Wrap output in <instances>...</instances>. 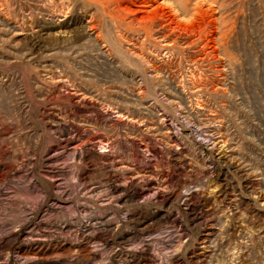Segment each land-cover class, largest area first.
Listing matches in <instances>:
<instances>
[{
    "label": "rangeland",
    "instance_id": "374dc122",
    "mask_svg": "<svg viewBox=\"0 0 264 264\" xmlns=\"http://www.w3.org/2000/svg\"><path fill=\"white\" fill-rule=\"evenodd\" d=\"M87 1L0 0V264H264V0Z\"/></svg>",
    "mask_w": 264,
    "mask_h": 264
},
{
    "label": "bare ground",
    "instance_id": "6f19581e",
    "mask_svg": "<svg viewBox=\"0 0 264 264\" xmlns=\"http://www.w3.org/2000/svg\"><path fill=\"white\" fill-rule=\"evenodd\" d=\"M87 1V0H86ZM91 1V0H89ZM141 2V0H130V5L136 7V5H138V2ZM197 1V2H196ZM208 0H145L144 4L141 6V9L137 10L139 14H143L145 15L144 18L142 20H138V16L139 14L136 15V9L135 12L128 10L129 8H125L124 9V5L123 3H126L129 5L128 0H93L94 4L102 7V9L104 8V10L108 11V8H111L110 14L112 15L111 18H113L117 23L116 26L117 27H122L125 25L128 27H132L133 28V33L138 32H144V34H146L148 36V34H153L154 36H158L159 38H163L166 39L169 43L170 40H174L175 43H178L182 40L184 34L180 35L178 32L176 33V30L172 28L173 24H176V26L178 25L179 27L183 26V22L184 24H186V26L188 24H191L192 21H194L193 19L195 18L196 15H198V13L203 9L204 5H206V2ZM211 1V0H210ZM213 1V3H211ZM210 3L212 4V6L214 8L216 7H220V9L224 10V5L223 2H221L220 0H212ZM226 1V0H225ZM85 2V1H84ZM87 3H89L87 1ZM225 3V2H224ZM86 4V3H84ZM93 6V5H92ZM132 6H129L132 8ZM140 6V5H138ZM227 6V5H226ZM95 7V6H93ZM201 7V8H200ZM98 8V7H97ZM212 9V8H211ZM99 10V8H98ZM103 10V16H104V11ZM216 11V10H215ZM214 11V12H215ZM219 12V11H218ZM106 13V12H105ZM225 13V12H224ZM110 15V16H111ZM136 15V16H135ZM158 16V17H157ZM102 17V16H101ZM106 17V15H105ZM132 17V18H131ZM97 18V16L95 17ZM218 20V19H217ZM216 21V20H215ZM99 22V21H98ZM92 24H95V19L93 18V20L91 21ZM163 23H166V25H162ZM224 23V22H223ZM97 24V23H96ZM119 25V26H118ZM217 25V24H216ZM226 25V24H225ZM90 26V25H89ZM177 26V27H178ZM92 28V26H90ZM89 27V28H90ZM94 27V26H93ZM123 27V28H124ZM160 27V30H157V28ZM178 27V28H179ZM224 27V26H223ZM226 27V26H225ZM83 28V27H82ZM97 28V27H94ZM107 28V27H106ZM176 28V27H175ZM188 28V27H187ZM218 28V27H217ZM99 29V28H98ZM118 29V28H117ZM120 29V28H119ZM118 29V30H119ZM126 29V27H125ZM130 28H128L127 30H129ZM134 29L136 32H134ZM123 30V29H122ZM131 30V29H130ZM100 31V29H99ZM132 31V30H131ZM184 32H186L185 30H183ZM217 31V30H216ZM226 31V30H225ZM111 32V31H110ZM122 32V31H121ZM181 31V33H184ZM108 33V32H107ZM120 33V32H119ZM118 33V34H119ZM131 33V32H130ZM141 33V34H142ZM188 33V31H187ZM219 33V31H218ZM216 33L215 35V43L218 46L213 52H216L217 54L221 53L222 51V47H219L220 42L223 40V36L225 37V33L224 32H220L219 34ZM97 39L101 40V38H103L102 32L97 33ZM139 35V34H138ZM80 36V35H79ZM81 36H83V32H81ZM120 37L124 38V41L129 40L127 36H121ZM139 37V36H138ZM157 37V38H158ZM174 37H179L177 39H174ZM187 37V36H186ZM104 38H106L107 40V36ZM147 38V37H145ZM149 38V36H148ZM189 38V37H188ZM96 39V40H97ZM113 39V38H112ZM127 39V40H125ZM153 39V38H152ZM162 39V40H163ZM184 39V38H183ZM225 39V38H224ZM105 40V41H106ZM122 40V39H121ZM160 40V39H159ZM199 40V39H198ZM202 40V39H201ZM110 41V40H109ZM187 41V40H186ZM189 41V40H188ZM192 44L193 40H190ZM99 42V41H98ZM133 42V41H132ZM131 42V43H132ZM144 42H147L144 41ZM143 42V43H144ZM185 42V41H184ZM183 42V43H184ZM196 42V41H195ZM199 42V41H198ZM103 43V42H102ZM108 43V41L106 42ZM112 43V42H111ZM129 43V42H128ZM134 44V43H133ZM165 44V43H164ZM167 44V43H166ZM186 44V43H185ZM190 44H188L190 46ZM197 43H195L196 46ZM199 44V43H198ZM224 44V43H223ZM227 44V43H226ZM106 45V44H105ZM104 45V46H105ZM144 45V44H143ZM175 45V44H174ZM187 45V46H188ZM96 46V44H95ZM163 46V45H162ZM168 46V45H167ZM171 46V44H170ZM173 46V45H172ZM177 46V44L175 45ZM188 46V47H189ZM179 47V46H178ZM186 47V46H185ZM170 48V47H169ZM173 48V47H172ZM205 48V47H204ZM224 48V47H223ZM110 49V48H109ZM143 49V47H142ZM168 48H166L167 50ZM183 49V48H182ZM186 49V48H185ZM227 49V48H226ZM163 50V49H162ZM172 49H170L169 51H171ZM175 50H177L175 48ZM107 51V50H106ZM147 52V51H146ZM172 52V51H171ZM176 52V51H175ZM131 53V52H130ZM143 53V52H142ZM156 53V52H155ZM154 53V54H155ZM167 53V52H166ZM173 53V52H172ZM110 54V53H109ZM132 54V53H131ZM135 54V53H134ZM168 54V53H167ZM171 54V53H170ZM175 54V53H174ZM140 55V54H139ZM138 56V55H137ZM171 56V55H170ZM174 56V55H173ZM140 57V56H138ZM218 57V55H217ZM146 58V57H145ZM138 59V58H137ZM144 59V58H143ZM145 61V59H144ZM150 62V61H149ZM146 63H148L146 61ZM150 65V64H149ZM166 65V64H165ZM153 66V65H152ZM157 67V66H156ZM152 69V68H151ZM154 71V70H153ZM159 71V70H158ZM161 71V70H160ZM159 73V72H158ZM162 74V73H161ZM160 75V74H159ZM164 75V74H163ZM175 76V75H174ZM158 77V76H157Z\"/></svg>",
    "mask_w": 264,
    "mask_h": 264
}]
</instances>
